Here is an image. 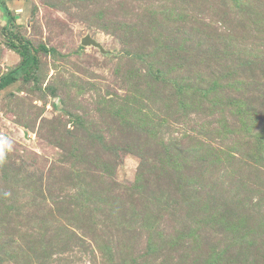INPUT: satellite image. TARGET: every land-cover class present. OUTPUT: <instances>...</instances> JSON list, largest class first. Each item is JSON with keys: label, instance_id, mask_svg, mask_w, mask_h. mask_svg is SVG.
<instances>
[{"label": "rangeland", "instance_id": "374dc122", "mask_svg": "<svg viewBox=\"0 0 264 264\" xmlns=\"http://www.w3.org/2000/svg\"><path fill=\"white\" fill-rule=\"evenodd\" d=\"M5 3L0 264H264V0Z\"/></svg>", "mask_w": 264, "mask_h": 264}, {"label": "trees", "instance_id": "16d2710c", "mask_svg": "<svg viewBox=\"0 0 264 264\" xmlns=\"http://www.w3.org/2000/svg\"><path fill=\"white\" fill-rule=\"evenodd\" d=\"M0 9L7 19V23L2 28V35L5 38L7 45L21 57L16 68L0 77L1 91L3 88L16 82L19 75H22V78L25 81L29 80L34 75L39 64L37 53L42 47H35L30 40L8 29L7 24L11 21L12 15L5 0H0Z\"/></svg>", "mask_w": 264, "mask_h": 264}, {"label": "water", "instance_id": "95a60500", "mask_svg": "<svg viewBox=\"0 0 264 264\" xmlns=\"http://www.w3.org/2000/svg\"><path fill=\"white\" fill-rule=\"evenodd\" d=\"M81 42L83 45L92 44L94 46H99V44L95 42L90 36H85L84 38H82Z\"/></svg>", "mask_w": 264, "mask_h": 264}, {"label": "clouds", "instance_id": "9594fccd", "mask_svg": "<svg viewBox=\"0 0 264 264\" xmlns=\"http://www.w3.org/2000/svg\"><path fill=\"white\" fill-rule=\"evenodd\" d=\"M0 159H3V152L0 151Z\"/></svg>", "mask_w": 264, "mask_h": 264}]
</instances>
